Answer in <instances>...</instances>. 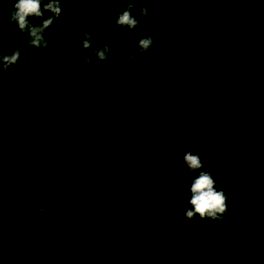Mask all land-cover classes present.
<instances>
[{"label":"trees","instance_id":"trees-1","mask_svg":"<svg viewBox=\"0 0 264 264\" xmlns=\"http://www.w3.org/2000/svg\"><path fill=\"white\" fill-rule=\"evenodd\" d=\"M132 2L129 30L126 0H64L39 49L0 3V43L25 65L0 74V264H264V0ZM84 32L107 61L86 63ZM203 170L245 210L226 249L184 215Z\"/></svg>","mask_w":264,"mask_h":264},{"label":"clouds","instance_id":"clouds-1","mask_svg":"<svg viewBox=\"0 0 264 264\" xmlns=\"http://www.w3.org/2000/svg\"><path fill=\"white\" fill-rule=\"evenodd\" d=\"M68 2L72 3L76 2V0H68ZM117 2L120 3L122 0H117ZM126 2L127 8L116 17L115 25L132 30L139 26L140 21L133 15L132 0H126ZM153 2L154 0H147L148 7H142L140 9L141 16H147L148 10ZM197 2H201V0H197ZM228 2H232V0H228ZM0 3L10 4L12 10L9 12V23L15 24L17 29L26 35V44L28 47L39 49L48 46L45 32L53 25V18L61 16L64 8V0H0ZM45 12L52 13V16L43 18ZM30 17L43 19H41V23L39 24H32L30 23ZM3 29V18L0 16V32ZM95 39L98 41L100 37L96 36ZM80 43L82 45L81 50L87 52L85 56L86 63L92 65L94 59L97 62L107 61L110 52V46L108 44L93 48L92 34L89 32H84L83 39ZM154 43L155 41L150 35L139 39L138 51L133 52L129 49L130 58L138 54H146L150 51ZM20 57L21 51L19 48L14 49L11 53H5L2 43H0V74L7 73L12 66H18L20 69H23L25 65ZM182 159L187 165L189 172L203 169L199 152L193 153L192 151H186ZM190 193V207L184 212L185 218L188 220H192L197 215L201 219L216 220L228 211V196L222 190H217L216 181L208 171H199L198 176L191 181ZM46 212L47 209L40 206L35 212V215L39 217ZM31 216L32 213H29L28 218L25 220V223L29 227L31 226Z\"/></svg>","mask_w":264,"mask_h":264},{"label":"rangeland","instance_id":"rangeland-1","mask_svg":"<svg viewBox=\"0 0 264 264\" xmlns=\"http://www.w3.org/2000/svg\"><path fill=\"white\" fill-rule=\"evenodd\" d=\"M58 141L52 140L53 145H57ZM188 188V187H187ZM190 190H184L183 196L185 208L190 207ZM245 210L242 208H232L220 218L216 220L202 222L199 226L201 233L205 238L216 241L224 249L228 248L238 238L241 233ZM201 218L197 215L192 220L199 221ZM248 264H259V260L252 254H246Z\"/></svg>","mask_w":264,"mask_h":264}]
</instances>
